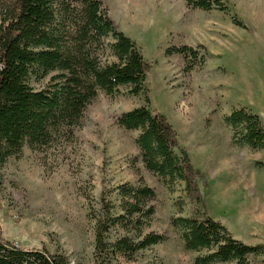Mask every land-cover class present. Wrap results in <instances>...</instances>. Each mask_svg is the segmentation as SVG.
Returning a JSON list of instances; mask_svg holds the SVG:
<instances>
[{
  "label": "rangeland",
  "instance_id": "1",
  "mask_svg": "<svg viewBox=\"0 0 264 264\" xmlns=\"http://www.w3.org/2000/svg\"><path fill=\"white\" fill-rule=\"evenodd\" d=\"M224 1L226 12L193 10L184 0H102L118 30L151 65L150 108L172 125L204 175L201 204L187 197L183 182L169 188L144 168L135 144L139 132L116 124L122 113L144 104V95L131 96L128 87H120L114 96L97 93L70 143L48 152L24 146L7 159L0 169V239L25 250L64 254L69 264H94L89 207L99 208L102 192L142 181L156 194L143 233L164 234L166 240L131 261L118 258L112 264H194L205 252L184 248L171 223L177 217L209 216L234 239L264 245V149L234 146L224 123L233 110L245 108L264 128V0ZM180 46L198 51L189 72L181 55L165 53ZM55 75L32 80L31 86L47 89ZM247 264H264V254L249 256Z\"/></svg>",
  "mask_w": 264,
  "mask_h": 264
},
{
  "label": "trees",
  "instance_id": "2",
  "mask_svg": "<svg viewBox=\"0 0 264 264\" xmlns=\"http://www.w3.org/2000/svg\"><path fill=\"white\" fill-rule=\"evenodd\" d=\"M184 3L193 10L227 11L224 0ZM165 53L181 55L187 62L185 72L197 65L198 51L192 47H171ZM150 69L141 48L118 30L102 0H0V169L24 146L48 152L70 143L99 91L114 96L120 87H128L129 95H144V104L118 116L117 126L139 132L135 144L148 172L169 188L183 182L187 197L201 204L200 187H207L204 175L179 145L172 125L150 108L146 86ZM52 73L56 75L47 89L31 86L32 80ZM224 123L234 146L264 149V128L257 115L239 108ZM155 196L142 181L101 193L99 208L90 206L88 214L93 222L94 264H112L118 258L131 261L139 252L165 242L164 234L143 233L155 212L150 204ZM171 223L179 229L187 251L205 252L194 264H247L249 256L264 254V245L234 239L209 216L177 217ZM0 264L69 261L61 253L25 250L0 239Z\"/></svg>",
  "mask_w": 264,
  "mask_h": 264
}]
</instances>
